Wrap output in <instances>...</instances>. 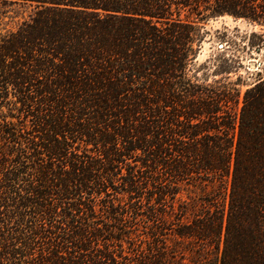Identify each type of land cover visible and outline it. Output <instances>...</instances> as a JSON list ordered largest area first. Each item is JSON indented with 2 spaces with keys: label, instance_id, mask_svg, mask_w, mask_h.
Listing matches in <instances>:
<instances>
[{
  "label": "trees",
  "instance_id": "obj_1",
  "mask_svg": "<svg viewBox=\"0 0 264 264\" xmlns=\"http://www.w3.org/2000/svg\"><path fill=\"white\" fill-rule=\"evenodd\" d=\"M5 1L34 10L0 34V264H264V79L195 69L264 0Z\"/></svg>",
  "mask_w": 264,
  "mask_h": 264
},
{
  "label": "rangeland",
  "instance_id": "obj_2",
  "mask_svg": "<svg viewBox=\"0 0 264 264\" xmlns=\"http://www.w3.org/2000/svg\"><path fill=\"white\" fill-rule=\"evenodd\" d=\"M33 10V5L28 3H11L0 0V34L15 30L23 20L29 18ZM205 30L207 34L195 65L198 76H204L205 73H211L212 70L211 68L206 72L201 67L202 63L205 61L212 63L214 59L220 58V60L228 59L229 62L237 60L235 63L237 71L229 75L231 80L240 76L239 89L241 93L255 81L264 79V42L260 40V37L264 40L263 29L244 19L224 15L210 19L205 25ZM252 32H255L257 36L252 37ZM249 41H253V46H250ZM219 77L220 75L210 74L208 78L213 80ZM8 89L11 91L10 88ZM2 91L0 89V93ZM8 99L15 98L10 94ZM1 101L4 100L0 99ZM8 107L10 106L0 103V123L4 120L17 122L18 112Z\"/></svg>",
  "mask_w": 264,
  "mask_h": 264
}]
</instances>
